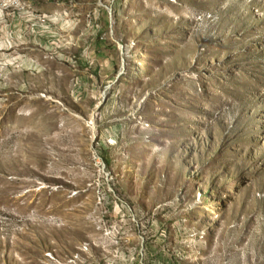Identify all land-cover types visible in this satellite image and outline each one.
Returning a JSON list of instances; mask_svg holds the SVG:
<instances>
[{"label":"rangeland","instance_id":"obj_1","mask_svg":"<svg viewBox=\"0 0 264 264\" xmlns=\"http://www.w3.org/2000/svg\"><path fill=\"white\" fill-rule=\"evenodd\" d=\"M0 264H264V0H0Z\"/></svg>","mask_w":264,"mask_h":264},{"label":"crops","instance_id":"obj_2","mask_svg":"<svg viewBox=\"0 0 264 264\" xmlns=\"http://www.w3.org/2000/svg\"><path fill=\"white\" fill-rule=\"evenodd\" d=\"M10 19V24H9V38L11 39V41H13L15 39V36L20 35V30H21V26H19V23H21L20 19L18 18V16L15 14V12L12 11L11 15L7 16ZM9 40V39H8Z\"/></svg>","mask_w":264,"mask_h":264},{"label":"built area","instance_id":"obj_3","mask_svg":"<svg viewBox=\"0 0 264 264\" xmlns=\"http://www.w3.org/2000/svg\"><path fill=\"white\" fill-rule=\"evenodd\" d=\"M11 0H6V2H10Z\"/></svg>","mask_w":264,"mask_h":264}]
</instances>
